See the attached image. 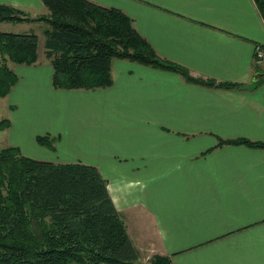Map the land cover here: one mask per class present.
I'll list each match as a JSON object with an SVG mask.
<instances>
[{"label": "crops", "instance_id": "obj_1", "mask_svg": "<svg viewBox=\"0 0 264 264\" xmlns=\"http://www.w3.org/2000/svg\"><path fill=\"white\" fill-rule=\"evenodd\" d=\"M89 1L122 11L159 57L191 76L238 87L114 58L110 86L57 89L37 36L35 63L8 64L17 80L0 97L8 108L2 145L26 157L33 148L36 160L95 166L139 257L264 264V149L216 146L218 139L264 142V76L254 79L264 74L255 51L264 49V19L254 1ZM33 2L0 0L31 17L47 12ZM47 95L53 103L31 107ZM57 96L69 101L60 102L62 111ZM44 135L53 139V160L40 155L48 151L37 142Z\"/></svg>", "mask_w": 264, "mask_h": 264}, {"label": "trees", "instance_id": "obj_2", "mask_svg": "<svg viewBox=\"0 0 264 264\" xmlns=\"http://www.w3.org/2000/svg\"><path fill=\"white\" fill-rule=\"evenodd\" d=\"M264 19V0H253ZM45 16H28L0 3V22L44 21V52L57 89L105 88L112 84L111 62L126 59L179 74L186 81L225 88L190 75L187 68L159 57L122 11L89 0H41ZM34 33L0 31V97L17 77L7 61L37 60ZM8 120L0 122V130ZM37 142L53 148V139ZM242 144L264 149V142L218 139L216 146ZM139 252L95 166L26 157L14 146H0V264H140ZM148 264H173L154 255Z\"/></svg>", "mask_w": 264, "mask_h": 264}, {"label": "rangeland", "instance_id": "obj_3", "mask_svg": "<svg viewBox=\"0 0 264 264\" xmlns=\"http://www.w3.org/2000/svg\"><path fill=\"white\" fill-rule=\"evenodd\" d=\"M30 1V3L32 4V5H34L35 4V2H33V1H38V0H29ZM17 8V7H16ZM19 9V8H18ZM21 10V9H20ZM23 11V10H22ZM34 12V11H33ZM48 14V10H47V12L45 13V14H37V15H35L33 18H36V17H39V16H45V15H47ZM31 17V16H30ZM29 23H21V24H17V23H10V24H6L7 22H0V31H7V32H13V31H17V32H20V33H22V32H26V33H34V34H36L37 36H41V38H42V36H43V38H44V31L43 30H45L44 28L46 27L47 28V24L44 22V21H40V20H37L36 22H34V21H28ZM44 23V24H43ZM39 45H42V44H40V41H39ZM43 46H44V43H43ZM44 48V47H43ZM43 56H45V52H44V55ZM46 57V56H45ZM50 61V60H49ZM9 63H12V62H10V61H7V64H9ZM25 77H26V75H23V77L21 76V79H22V82L24 81L25 82ZM41 88V90H44L45 89V87L44 86H40V87H38V88H34L33 87V90H35V89H40ZM44 88V89H43ZM45 92H46V90H45ZM17 97V95L16 94H14V96H13V98L15 99ZM57 102H59V104H58V109L60 110V111H62L63 109H64V107H61V105H62V103H60V102H65V103H67V102H69L68 100H66V97H61V96H57ZM33 99V98H32ZM51 99H52V102H51V100H50V96L49 95H47V97L45 98V100H39V101H37L38 103L37 104H34L33 102L31 103V107L33 108V109H38L39 107H47V106H49V104H50V102L51 103H53L54 102V100H55V96H51ZM1 101V106H0V122L1 121H4L5 119H6V117H5V114H6V110L8 109L7 108V105H3V103H5V99H2V100H0ZM47 102H49V104H47ZM46 104V105H45ZM22 107H25V105H23ZM13 108V107H12ZM26 108V107H25ZM5 142V136H4V134H1L0 133V146L2 147L3 145V143ZM43 147H45V148H47L48 149V147L47 146H44V145H42ZM27 147V146H26ZM49 151V152H48ZM48 151H45V152H40V155H44V156H46V157H48V158H52V160L54 159V158H56V153L55 152H52V151H50L49 149H48ZM25 152L27 153V154H30L31 156H33L34 154H35V151H34V149L33 148H27V149H25ZM61 155V154H60ZM59 155V158H62V156H60ZM30 156V157H31ZM152 258V257H151ZM151 258H149V259H145V257H144V255H141L140 254V257L138 258V262H141L142 264H148L149 263V261H150V259ZM140 260V261H139Z\"/></svg>", "mask_w": 264, "mask_h": 264}, {"label": "built area", "instance_id": "obj_4", "mask_svg": "<svg viewBox=\"0 0 264 264\" xmlns=\"http://www.w3.org/2000/svg\"><path fill=\"white\" fill-rule=\"evenodd\" d=\"M255 51H256L257 62L262 63L264 60V49H262L260 46H257Z\"/></svg>", "mask_w": 264, "mask_h": 264}, {"label": "water", "instance_id": "obj_5", "mask_svg": "<svg viewBox=\"0 0 264 264\" xmlns=\"http://www.w3.org/2000/svg\"><path fill=\"white\" fill-rule=\"evenodd\" d=\"M264 76V74L262 73H258L257 75H255L254 79H260Z\"/></svg>", "mask_w": 264, "mask_h": 264}]
</instances>
